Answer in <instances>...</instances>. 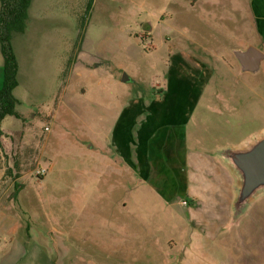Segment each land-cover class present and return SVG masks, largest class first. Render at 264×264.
Listing matches in <instances>:
<instances>
[{
    "label": "rangeland",
    "instance_id": "obj_1",
    "mask_svg": "<svg viewBox=\"0 0 264 264\" xmlns=\"http://www.w3.org/2000/svg\"><path fill=\"white\" fill-rule=\"evenodd\" d=\"M252 24L250 0H32L13 35L20 119L1 121L0 230L26 227L52 264H264V187L237 203L228 157L264 137V60L244 72L233 55L264 53ZM201 47L213 74L181 137L228 163L202 167L189 196L135 173L97 178L101 155L115 158L107 133L123 99L164 86L169 50Z\"/></svg>",
    "mask_w": 264,
    "mask_h": 264
},
{
    "label": "crops",
    "instance_id": "obj_2",
    "mask_svg": "<svg viewBox=\"0 0 264 264\" xmlns=\"http://www.w3.org/2000/svg\"><path fill=\"white\" fill-rule=\"evenodd\" d=\"M250 11L253 31L259 39H264V0H250ZM12 46L18 63V80L19 55L13 45V37ZM200 54L212 55L204 47L193 51L169 50L166 54L168 64L164 70V86L151 96L140 93L141 95L123 99L120 112L107 133L106 145L115 158L106 159V155H101L95 166L97 178L108 179L117 175L120 182L126 183L129 182L130 174L135 173L138 177L152 182L163 196H171L179 189L189 196L188 194L196 193L199 186H196L197 181L194 183V175L203 178V181L197 183L207 179L202 167L222 169L223 162L228 163L203 151L189 153L191 149L187 139L183 140L181 137L182 134L188 136L185 129L189 122V113L200 100L201 85L213 74L211 64L200 58ZM262 63L263 61L261 65ZM2 79L3 58L0 53V88ZM217 102L213 101L206 109L216 112L220 106L212 104ZM220 102L227 103L224 99ZM3 129L0 122V131L4 133ZM99 134L100 131L97 132ZM13 141L16 144L15 139ZM103 148L104 146H98L100 152ZM192 183L194 187L191 186ZM180 203L186 205L182 200ZM28 230L25 227L21 233L18 226L10 230H0V264H52L44 249L46 244L43 242L38 245L34 242Z\"/></svg>",
    "mask_w": 264,
    "mask_h": 264
},
{
    "label": "trees",
    "instance_id": "obj_3",
    "mask_svg": "<svg viewBox=\"0 0 264 264\" xmlns=\"http://www.w3.org/2000/svg\"><path fill=\"white\" fill-rule=\"evenodd\" d=\"M31 0H0V53L3 58V79L0 88V122L7 116L20 118L15 106L19 100L13 90L18 86V63L12 46V37L23 33ZM92 0H88V7Z\"/></svg>",
    "mask_w": 264,
    "mask_h": 264
},
{
    "label": "water",
    "instance_id": "obj_4",
    "mask_svg": "<svg viewBox=\"0 0 264 264\" xmlns=\"http://www.w3.org/2000/svg\"><path fill=\"white\" fill-rule=\"evenodd\" d=\"M233 55L244 72L259 70L264 54L253 45L243 49H236ZM122 81L128 80L123 75ZM231 163L239 171L242 184L239 190L237 203L247 200L256 189L264 187V137L257 140L246 150L233 151L228 155Z\"/></svg>",
    "mask_w": 264,
    "mask_h": 264
},
{
    "label": "built area",
    "instance_id": "obj_5",
    "mask_svg": "<svg viewBox=\"0 0 264 264\" xmlns=\"http://www.w3.org/2000/svg\"><path fill=\"white\" fill-rule=\"evenodd\" d=\"M41 171H42V172H43V171H45V168H42V170H41ZM182 203H183V204H185V203H186V201H183Z\"/></svg>",
    "mask_w": 264,
    "mask_h": 264
}]
</instances>
